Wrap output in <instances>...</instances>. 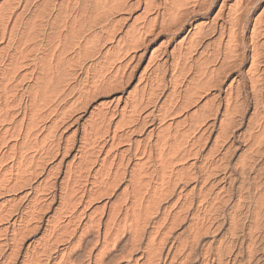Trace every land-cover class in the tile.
I'll return each mask as SVG.
<instances>
[{"label": "bare ground", "instance_id": "bare-ground-1", "mask_svg": "<svg viewBox=\"0 0 264 264\" xmlns=\"http://www.w3.org/2000/svg\"><path fill=\"white\" fill-rule=\"evenodd\" d=\"M0 1V264H264V0Z\"/></svg>", "mask_w": 264, "mask_h": 264}, {"label": "rangeland", "instance_id": "rangeland-1", "mask_svg": "<svg viewBox=\"0 0 264 264\" xmlns=\"http://www.w3.org/2000/svg\"><path fill=\"white\" fill-rule=\"evenodd\" d=\"M234 2H235V0H234L232 3H234ZM0 3H2V1H0ZM147 61H148V60L145 59V60L142 61V63H140V66H139L140 68H139L138 71H140V70L143 71V70H144L145 66L147 65ZM133 86H134V84L132 85V87L130 88V90L133 88ZM122 94H123V93H121V92L119 91V93L117 92L116 94H114V96H115V97H116V96H121ZM114 96H113V98H115ZM113 98H111V99L103 98V102L100 101L99 103H101V106L103 105V106H105L106 108H107V107H110V106L112 105V102H111V101H112ZM104 100H105V101H104ZM106 100H107V101H106ZM99 103H98V104H99ZM107 103H108V104H107ZM105 107H104V108H105ZM88 116H89V115H86V118H87ZM143 137L145 138V136H143ZM143 137H142V138L139 137V139H141V140H145ZM240 152H241V151H240ZM240 152H239V153L236 152L235 155L232 156V158L230 159L231 162H234V160H235L236 158H237V159L240 158V159H239V160L236 159L235 162H236V161L239 162V161L241 160V157H242V154H243V153H242V152L240 153ZM239 154H240V156L238 157ZM73 155H74V152H72L71 154H69V155L67 156V158H66V164L69 163V162H70V163L72 162ZM233 158H234V159H233ZM100 202H101V201H100ZM100 202L97 203V205H98V204H101ZM185 236L187 237V235H184V237H183L184 239H185ZM209 236H210V237H209ZM209 236L203 238V239H206L204 242H208V241H209L208 239L211 240V239L213 238V236H211V235H209ZM40 237H41V234L38 235V238H40ZM184 239H183V240H184Z\"/></svg>", "mask_w": 264, "mask_h": 264}]
</instances>
